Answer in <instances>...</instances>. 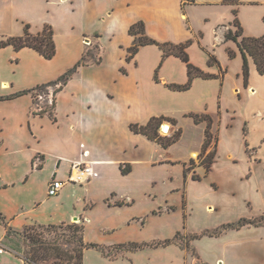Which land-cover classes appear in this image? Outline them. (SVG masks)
<instances>
[{
    "label": "crops",
    "instance_id": "crops-1",
    "mask_svg": "<svg viewBox=\"0 0 264 264\" xmlns=\"http://www.w3.org/2000/svg\"><path fill=\"white\" fill-rule=\"evenodd\" d=\"M184 3L185 0H0V23L16 28L0 38L23 36L26 24H31L36 35L51 24L56 45V55L50 60L31 48L0 49V96L16 95L57 80L87 50H94L88 49L94 44L101 58L98 64L80 67L55 96L54 87L38 95L40 100L49 98L50 105L56 101L55 121L48 114H38L43 107L32 94L0 101V213L15 231L27 226L78 223L85 226L87 243L109 249L173 239L179 232L187 236L185 197L173 203L169 194L179 191L180 176L187 184L190 179L188 174L185 178L186 165L191 160L196 162L202 153L207 123L196 124L191 115L211 117L212 144L218 150L217 133L224 118L236 114L231 97L241 95L243 90L241 81L233 86L228 82L232 59L227 53L233 51L242 66L243 58L237 43L233 41L236 47L227 41L226 35L236 32V10L244 36H264V10L262 18L257 13L254 20L247 16L254 8L264 7V0ZM67 6L70 14H78L74 15L78 18L74 20L69 14L58 24L54 22L50 16L53 7L61 10ZM140 22L145 36L159 43L179 45L190 41V62L208 75L219 76L223 70L224 78L196 77L188 90L171 89L172 85L189 82L188 66L181 58L164 57L159 46L148 45L128 60L136 40L130 28ZM211 56L215 64H210ZM249 68L252 77L259 74L252 58ZM244 91L254 97L258 88L250 81ZM262 115L259 110L257 116ZM161 118L172 125V133L181 131L176 145L185 139L183 123L198 132L199 139L190 146L186 158L173 157V145L164 148L132 130L133 125L146 126L152 119ZM76 163L92 166V178L84 183H67L57 196L49 197L50 183L67 181ZM197 167L204 168L199 163ZM122 169L129 172L124 174ZM162 186L166 189L163 196ZM9 242L6 228L0 224V264H29ZM83 264L209 263L172 244L124 249L117 257L88 249Z\"/></svg>",
    "mask_w": 264,
    "mask_h": 264
},
{
    "label": "rangeland",
    "instance_id": "rangeland-1",
    "mask_svg": "<svg viewBox=\"0 0 264 264\" xmlns=\"http://www.w3.org/2000/svg\"><path fill=\"white\" fill-rule=\"evenodd\" d=\"M55 8L53 7L50 16H53V21L58 24L62 18L68 17L70 8L68 6L61 10L57 8L55 10ZM263 10L262 6L256 7L252 14L250 15L249 11L247 16L254 20V16L258 14L257 17L262 18ZM17 14L21 15L22 13L18 10ZM32 15L28 14V16ZM74 15L78 16V14ZM74 15L70 14L75 20L78 17ZM34 21L36 22L35 18ZM261 21L264 23V17ZM45 26H51V24ZM15 31V27L9 28L4 23H0L1 36H8V32ZM30 32L32 33L31 27ZM229 42L235 44L233 41ZM235 46L237 47L236 44ZM96 47L97 45L94 44L88 49L98 52ZM220 54L224 56L222 49ZM227 55L232 59L228 82L233 86L237 81H241L243 88L241 95L239 93L231 97L232 105L235 104L236 114L226 116L221 130L217 133L219 146L212 170L207 173L204 168L199 170L198 167L191 168L187 173L190 179L187 184L183 183L180 176L179 191L169 194V200L173 203H179L182 196L185 197V225L189 232L186 235H203L206 231L219 229L243 218L251 219L264 216V75L254 73L252 77L250 72L249 82H253L258 88V92L254 97L248 96L244 91L242 62H236L237 59L231 58L229 53ZM239 71L240 77H237ZM38 93L40 92L35 93L38 104L41 107L50 105L49 98L44 97L43 100H40L37 96ZM259 110L262 112V116H257ZM182 128L185 131V139L181 143L173 145L170 152L173 157L177 158H186L190 146H194L199 139V134L193 126L183 123ZM175 133L166 137H173ZM159 135L161 136L160 133ZM211 148L213 151L215 146L212 144ZM195 163L197 165L200 160L196 158ZM187 166L190 167V163H187ZM193 173L199 174L202 180L192 181ZM160 192H162V196L165 194L164 186ZM187 204L188 206H186ZM37 229L40 230L38 227ZM57 233L58 235L51 230L45 232V237L53 241L61 234H65L67 238L70 235L63 229H58ZM184 233L186 232H182L183 235ZM60 243H63L62 246L69 255L76 256L77 243H65L63 240H60ZM177 244L185 245L182 239L178 240ZM8 245L22 254L27 250L22 236H12ZM123 250L110 248L106 250V254L117 257ZM188 252L195 258L201 256L209 264H216L217 260V264H264V227H245L240 231L230 230L220 237L203 236L199 240L191 242Z\"/></svg>",
    "mask_w": 264,
    "mask_h": 264
},
{
    "label": "trees",
    "instance_id": "trees-1",
    "mask_svg": "<svg viewBox=\"0 0 264 264\" xmlns=\"http://www.w3.org/2000/svg\"><path fill=\"white\" fill-rule=\"evenodd\" d=\"M196 0H185V5L194 4ZM225 3L228 4H236L238 0H224ZM234 15L236 16L234 21V26L236 27V32L230 31L226 35V40L234 41L237 43L240 52L243 58V77H244V85L248 87L249 77H250V68H249V58H252L257 67V71L260 75H264V37L255 38V37H246L244 36L243 28L237 18V11H234ZM130 34L133 35L136 40L135 44L132 48L129 49L130 56L128 60H130L139 49L143 46L148 45H157L164 52V57H168L171 55L177 56L181 58L188 66L189 71V82L184 86L172 85L170 86L173 90L185 91L190 89L193 80L196 77L201 78H224L225 71H221L219 76L216 75H208L205 74L200 69L196 68L191 62L187 53V48L190 46L191 42L182 43L179 45H175L172 43H159L153 39L145 36V28L142 22L134 24L130 28ZM12 46L16 51H19L23 48H31L37 51L44 58L50 60L53 59L56 55V45L54 41V31L51 26H45L43 31L34 35L30 32V25L25 26L24 35L21 37H6L0 40V49ZM229 55L231 58L235 57V53L233 51H229ZM101 58L97 55L94 50H87L82 59L76 63L72 68L66 71L62 76H60L57 80L52 81L50 83L39 85L34 89L26 90L17 93L12 96H0V101L13 99L22 95L32 94L34 100L36 102L37 97L35 95L36 92L38 95L42 93H46L47 88L54 87V96L61 91L64 85L68 83V81L74 76V74L78 71V69L82 66H87L90 64H98L100 63ZM216 59L211 56L210 64H215ZM37 95V96H38ZM56 101L52 103V105H46L43 109L38 113L40 115L48 114L54 121L56 120L54 116ZM194 122L196 124H200L201 122L207 123V128L205 131V142L203 145L202 153L199 156L200 163L199 165L204 167L206 172L209 173L212 170V167L216 160L217 149L215 148L213 151L207 153L208 149L212 146L214 136L212 134V125L213 120L208 115H191ZM164 119H152L146 126H138L133 125L132 130L136 133H141L145 135L148 139L159 143L164 148H169L174 145L181 136V131L175 133L173 137H162L159 135V126ZM195 161H190V167L185 169V178L187 177V173L191 168H194ZM187 166V165H186ZM124 174H127L129 170L122 169ZM194 181H201L202 178L196 174L192 176ZM0 224L4 225L7 230V237L11 238L14 235L22 236L25 241V245L27 246V250L21 254L23 259L29 264H83L84 253L88 249H97L104 254H106V250L109 249L107 247L100 246L98 244L87 243L85 241V226L78 223L71 224H62L60 226L57 225H48V226H27L22 231H15L12 227L9 226L5 217L0 213ZM40 228L39 229H37ZM245 227H264V216L258 218H243L237 222L230 223L224 225L223 227L206 231L203 235L193 234L184 236L181 232L177 233V235L173 239H167L164 241H157L152 243H129L125 245H119L115 247V249H128V250H144L146 248H160L166 247L172 244H177L178 240L182 239L185 243L182 247L189 250L191 247V242L195 240H199L203 236L209 237H220L225 234L227 231L235 230L240 231ZM58 229H63L70 233L67 238L65 234H61L55 240L50 241L45 237V232H50L51 230L58 235ZM66 239V240H65ZM60 240H63L65 243H77L76 256L73 257L68 254L63 248V243H60Z\"/></svg>",
    "mask_w": 264,
    "mask_h": 264
},
{
    "label": "built area",
    "instance_id": "built-area-1",
    "mask_svg": "<svg viewBox=\"0 0 264 264\" xmlns=\"http://www.w3.org/2000/svg\"><path fill=\"white\" fill-rule=\"evenodd\" d=\"M42 99V97H40ZM52 98V95H51ZM52 102V101H51ZM168 124L169 126H165ZM159 133L166 137L172 134V125L168 122H162L159 126ZM94 174L92 166L83 163L73 165L70 176L67 181L53 180L48 188V196L55 197L67 183H84L90 180Z\"/></svg>",
    "mask_w": 264,
    "mask_h": 264
},
{
    "label": "bare ground",
    "instance_id": "bare-ground-1",
    "mask_svg": "<svg viewBox=\"0 0 264 264\" xmlns=\"http://www.w3.org/2000/svg\"><path fill=\"white\" fill-rule=\"evenodd\" d=\"M165 126H169L168 124H166Z\"/></svg>",
    "mask_w": 264,
    "mask_h": 264
}]
</instances>
